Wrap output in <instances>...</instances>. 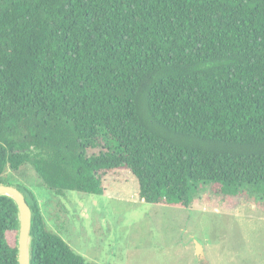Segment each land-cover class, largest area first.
I'll use <instances>...</instances> for the list:
<instances>
[{
    "label": "trees",
    "instance_id": "trees-1",
    "mask_svg": "<svg viewBox=\"0 0 264 264\" xmlns=\"http://www.w3.org/2000/svg\"><path fill=\"white\" fill-rule=\"evenodd\" d=\"M27 164L56 193L127 168L151 203L264 202V0H0V176ZM17 186L31 264H90ZM18 228L0 195V264Z\"/></svg>",
    "mask_w": 264,
    "mask_h": 264
},
{
    "label": "rangeland",
    "instance_id": "rangeland-1",
    "mask_svg": "<svg viewBox=\"0 0 264 264\" xmlns=\"http://www.w3.org/2000/svg\"><path fill=\"white\" fill-rule=\"evenodd\" d=\"M100 176L104 194L56 193L30 164L0 179L29 188L48 229L90 264H201L197 244L209 264H264V202L259 198L224 195L205 185L188 206L151 203L140 197L138 179L129 169Z\"/></svg>",
    "mask_w": 264,
    "mask_h": 264
},
{
    "label": "water",
    "instance_id": "water-1",
    "mask_svg": "<svg viewBox=\"0 0 264 264\" xmlns=\"http://www.w3.org/2000/svg\"><path fill=\"white\" fill-rule=\"evenodd\" d=\"M0 195H8L12 197L19 210V228L17 237L18 262L19 264H31V230L33 211L31 205L27 201L25 193L15 184L0 183ZM196 253L202 264H209L205 251L201 244H197Z\"/></svg>",
    "mask_w": 264,
    "mask_h": 264
},
{
    "label": "flooded vegetation",
    "instance_id": "flooded-vegetation-1",
    "mask_svg": "<svg viewBox=\"0 0 264 264\" xmlns=\"http://www.w3.org/2000/svg\"><path fill=\"white\" fill-rule=\"evenodd\" d=\"M201 263V262H200ZM202 264V263H201Z\"/></svg>",
    "mask_w": 264,
    "mask_h": 264
}]
</instances>
